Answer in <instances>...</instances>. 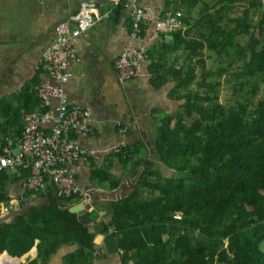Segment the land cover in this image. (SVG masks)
<instances>
[{"label": "trees", "instance_id": "1", "mask_svg": "<svg viewBox=\"0 0 264 264\" xmlns=\"http://www.w3.org/2000/svg\"><path fill=\"white\" fill-rule=\"evenodd\" d=\"M182 1V7H191L197 14L186 10L179 27L160 33L170 31L171 39L166 38L150 53L153 84L161 87L177 80L170 95L186 99L176 113L159 118L154 141L158 159L175 169L174 175L165 176L149 163L145 138L120 145L115 155L132 163L137 187L127 196L109 199L104 208L106 218L98 220L97 209L82 215L64 209L51 194L42 207L35 206L2 223L0 254L7 250L22 256L37 245V255L25 264H48L62 245L78 243L76 250L64 256L65 263L93 264L97 255L92 227L102 225L108 250L122 251L124 262L264 264V96L229 107L219 98L207 100L216 83L207 82L215 71L205 66L211 56L205 49L230 55L238 36L253 26V13L261 8L258 29L252 31L248 44L249 59L233 74L242 87L259 75L264 79V0H250L241 15H230L234 0ZM127 7L122 1L110 15L117 19ZM143 23L138 34L145 28ZM132 24L135 27L134 14ZM227 69L223 65L216 71ZM39 72L13 95L21 103L5 97L0 101L4 136L21 133L25 114L39 106L35 85L41 79ZM192 85L193 90H182ZM252 86L258 93V85ZM7 169H0V215L3 203L12 200L5 178L17 174ZM21 173L29 171L21 169ZM93 176L100 186L115 188L120 184L105 165H97ZM47 189L28 188L27 198L20 204L44 196ZM60 197L64 205L76 201V195ZM179 212L181 217L176 216ZM240 231L245 232V243L238 237Z\"/></svg>", "mask_w": 264, "mask_h": 264}, {"label": "crops", "instance_id": "2", "mask_svg": "<svg viewBox=\"0 0 264 264\" xmlns=\"http://www.w3.org/2000/svg\"><path fill=\"white\" fill-rule=\"evenodd\" d=\"M85 1L95 3L92 9L95 15L106 13L112 7L110 0H0V21L7 18L10 20L5 26H0V70L9 74L7 80L0 81V100L9 96V102L21 103L20 99H15L13 95L34 78L38 70L40 81L45 78L43 57L47 47L55 38V25L76 13ZM138 2L142 6L155 9L158 18H165L172 4L184 12L188 8L182 7V0L177 2L138 0ZM3 10H6L5 14H2ZM133 14L134 7L128 5L121 17L116 19L115 16L109 15L98 21L81 37L79 56L70 61L69 67L73 72L67 83L70 101L91 110L92 130L78 135L79 142L90 151L88 160H80L76 163L78 183L82 190L91 185L100 186L93 176L97 165L109 167L115 177L120 179L119 183L127 178H137L138 181L132 163L121 160L115 155L114 150L117 146L132 145L142 138H145L147 143L144 152L146 159L150 160L149 163L159 168L165 176H173L175 173V169L158 159L154 141L159 118L176 113L186 99L170 95V91L178 83L177 80H170L161 87L153 84L154 73L150 58L151 51L154 52L166 38L171 39L170 31L160 35L161 31L155 28L156 18L148 21L149 23L144 21L142 27L145 25V28L135 35L136 30L132 24ZM127 41H131L139 48L146 47L149 56L144 60L141 71L136 77L121 83L116 77L115 62ZM190 87L182 90H190ZM0 106L2 107V104ZM21 119L24 120L23 114ZM3 123L4 118L0 115V144L5 137ZM11 130L17 132L14 127H11ZM142 168L143 166L140 169ZM29 174L20 171L16 174V178L13 176L5 178L8 181L6 191L12 195L11 204L14 207L21 206L20 200L27 198L26 180ZM15 203L17 205H14ZM92 203L99 211L98 220L106 218L107 214L102 215L101 212H106L104 208L110 203L109 198L98 199ZM107 219L110 220L111 216ZM112 228L113 226L110 230ZM102 229V225L92 227L95 234L94 250L97 255L93 264H136L134 260L124 262L122 251L108 250L106 234ZM78 246V243L62 245L48 264H68L65 263L64 256L76 250ZM37 253L38 246L35 245L22 256H13L7 250L0 256L21 258L20 264H25Z\"/></svg>", "mask_w": 264, "mask_h": 264}, {"label": "built area", "instance_id": "3", "mask_svg": "<svg viewBox=\"0 0 264 264\" xmlns=\"http://www.w3.org/2000/svg\"><path fill=\"white\" fill-rule=\"evenodd\" d=\"M94 7V2L85 1L76 13L55 25V38L43 57L46 76L36 85L39 106L25 114L24 130L17 135H6L0 145V169L8 167L14 173L27 169L30 173L26 180L28 188L46 190L53 185L59 196L76 195L74 203H82L84 207V199L89 198L78 183L76 163L88 160L90 151L79 142L78 135L92 130L91 110L71 103L67 83L73 76L69 65L72 59L79 56L81 37L113 10L112 7L106 13L95 15L92 11ZM133 7L135 35H138L141 23L156 18L155 28L160 33L182 24L184 11L178 7H170L165 18H158L152 7ZM148 56L146 47L139 48L127 41L115 62L117 79L126 83L136 77ZM12 208V204L3 205L0 217ZM94 209L96 205L93 203L87 208L90 211ZM101 213L105 215L106 212ZM176 216L181 217L180 212ZM9 258L6 260L1 255L0 264H12L15 262L12 259L18 260L12 256ZM16 264H20V260Z\"/></svg>", "mask_w": 264, "mask_h": 264}, {"label": "rangeland", "instance_id": "4", "mask_svg": "<svg viewBox=\"0 0 264 264\" xmlns=\"http://www.w3.org/2000/svg\"><path fill=\"white\" fill-rule=\"evenodd\" d=\"M122 1H124L127 5H132V6L140 5L138 0L137 2H134L132 0H119L118 2H115V3L112 0H110V3H111V6L114 8L116 5H118ZM173 1L177 2L178 0H173ZM208 1L216 2L218 0H208ZM234 1L236 5L230 11V15H241L243 13L244 8L247 7L250 2V0H234ZM169 7L177 8L174 4L170 5ZM187 10H191L192 13L197 14L196 10L192 9L191 7H188ZM5 13H6V10H3L2 14H5ZM261 17H262V9L258 8L256 12L253 13L251 20H250V22L253 23V26L251 27L249 32L242 33L238 36L236 40L238 44L236 47L230 48V55H228V53L224 51H223V54H219L218 52L210 51L207 48L205 49V52H207V55L211 54L205 66L215 71L214 74L208 76L207 82L216 83L215 89L211 90L210 93L206 95L207 100L212 101V99L214 98H219L220 101H222V103L226 107H229V105L237 104L239 101L247 102L248 99L252 100L253 102H256L262 96H264V79L262 75H259L253 78L250 83H247L245 84V86L242 87V85L240 84V81L233 74L236 68H239L240 66H242L249 59L250 50L248 49V44L253 39L252 31H255L256 29H258V25L256 24H258ZM9 21H10L9 18L3 19L2 21H0V26L2 27L5 26L6 23H9ZM223 65H225L228 68L226 71L223 70L224 72L222 73L221 72L219 73L218 71H216V69L218 70L221 69ZM202 76H203V72L201 71L199 77H202ZM253 83L258 85V93L252 90ZM194 87L195 86L192 85L190 87V90H193ZM6 117H8L7 114H6ZM154 129L156 131V128ZM168 172L172 173L173 170L168 171ZM14 205H17V203H15ZM244 233H245L244 231H240V233H238L239 239L241 238L242 234L244 235Z\"/></svg>", "mask_w": 264, "mask_h": 264}, {"label": "water", "instance_id": "5", "mask_svg": "<svg viewBox=\"0 0 264 264\" xmlns=\"http://www.w3.org/2000/svg\"><path fill=\"white\" fill-rule=\"evenodd\" d=\"M132 185V186H131ZM129 187V188H128ZM137 187V178H127L122 180V182L115 188H107L104 186H94L91 185L87 187V195L86 198H89V200H85L86 207L92 206V202L97 201L98 199H117L124 196H127L131 191L136 189ZM54 195L58 198L59 204L64 209H69L75 212H78L79 215H82L87 211L86 207L78 208L76 203H72L69 205H64L62 198L58 195V193L53 189L49 188L46 191V194L44 196L40 197H34L31 200L27 202H23L21 206L17 205L14 208H12L8 213L0 217V229L3 222H9L11 221L17 214H24L28 212L31 208L37 206L42 207L45 205L50 195Z\"/></svg>", "mask_w": 264, "mask_h": 264}, {"label": "bare ground", "instance_id": "6", "mask_svg": "<svg viewBox=\"0 0 264 264\" xmlns=\"http://www.w3.org/2000/svg\"><path fill=\"white\" fill-rule=\"evenodd\" d=\"M91 2H92V1H91ZM76 206H77L78 208H82V207H83V204H82V203H81V204H77ZM240 240H241L242 243H245V236H244L243 234L241 235ZM34 252H35V251H34ZM4 258H5L6 260H9V259H10L8 255H5ZM18 260H21V258H18ZM18 260H16V259H12V261H15V262H13L12 264H16Z\"/></svg>", "mask_w": 264, "mask_h": 264}, {"label": "flooded vegetation", "instance_id": "7", "mask_svg": "<svg viewBox=\"0 0 264 264\" xmlns=\"http://www.w3.org/2000/svg\"><path fill=\"white\" fill-rule=\"evenodd\" d=\"M6 72H7V71H6ZM6 72H5V73H2L1 70H0V81H1V80H5V79H6V80L8 79L9 74L6 73Z\"/></svg>", "mask_w": 264, "mask_h": 264}, {"label": "clouds", "instance_id": "8", "mask_svg": "<svg viewBox=\"0 0 264 264\" xmlns=\"http://www.w3.org/2000/svg\"><path fill=\"white\" fill-rule=\"evenodd\" d=\"M85 190H86V189H85ZM86 192H87V191H86ZM74 202H75V201H74ZM74 202H73V203H74ZM87 211H88V210H87Z\"/></svg>", "mask_w": 264, "mask_h": 264}]
</instances>
